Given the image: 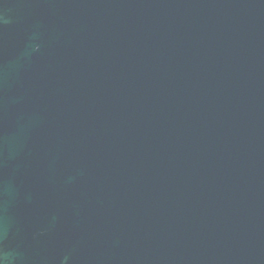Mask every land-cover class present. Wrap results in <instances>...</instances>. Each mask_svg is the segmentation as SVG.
I'll return each mask as SVG.
<instances>
[{"label": "water", "instance_id": "95a60500", "mask_svg": "<svg viewBox=\"0 0 264 264\" xmlns=\"http://www.w3.org/2000/svg\"><path fill=\"white\" fill-rule=\"evenodd\" d=\"M0 264H264V0H0Z\"/></svg>", "mask_w": 264, "mask_h": 264}]
</instances>
